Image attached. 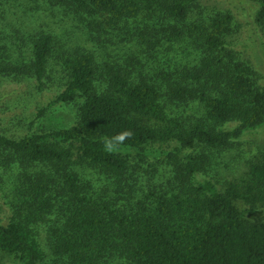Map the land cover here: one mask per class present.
<instances>
[{"label": "trees", "instance_id": "obj_1", "mask_svg": "<svg viewBox=\"0 0 264 264\" xmlns=\"http://www.w3.org/2000/svg\"><path fill=\"white\" fill-rule=\"evenodd\" d=\"M43 1L76 16L95 44L131 35L155 61L153 50L184 45L192 59L152 76L90 50L63 54L65 81L46 109L82 98L77 123L19 139L0 134V182L14 198L11 217L0 219V252L19 264H264V151L242 180L220 188L207 176L215 151L264 127V85L228 40L234 15L195 20L198 0ZM248 1L264 30V0ZM58 48L54 35H35L27 59L0 58V75L32 78L43 90ZM192 101L201 118L169 114L172 103ZM231 122L238 126L224 129ZM125 130L130 138L113 139ZM160 161L171 166L174 188L135 196L100 191L84 171L117 185L131 174L137 184L136 169Z\"/></svg>", "mask_w": 264, "mask_h": 264}, {"label": "rangeland", "instance_id": "obj_2", "mask_svg": "<svg viewBox=\"0 0 264 264\" xmlns=\"http://www.w3.org/2000/svg\"><path fill=\"white\" fill-rule=\"evenodd\" d=\"M196 6L197 9L192 15L195 20L205 19L219 12H231L234 15L233 33L228 39L230 45L239 53L242 61L254 68L260 85H264V30L256 20L258 5L248 0H198ZM0 17V58L27 59L30 41L40 33L54 35L59 47L51 62L52 67L55 66L58 71L49 70L43 90L38 88V83L32 78L19 77L11 80L0 75V134L9 138L19 139L31 134L67 129L77 123L80 106L84 101L82 98L75 103L46 109L63 87L65 79L60 73L62 69L58 62L71 49L93 51L102 61L111 64L116 61L117 64L127 66L128 62H132V68L152 76L157 68L167 64L186 65L192 59L189 52H184V45L171 48L170 51L168 47L157 48L156 52L153 50L152 53L158 56L155 61L147 54V46L144 49V45L138 47L136 41H129L131 35H120L114 40L100 35L105 41L96 42V45L76 16L60 5L54 6L43 0H4ZM169 114L178 116L185 122H192L203 116V110L197 101L172 103ZM237 126V122H231L224 129L232 130ZM263 151L264 127L246 134L229 150L215 151L214 166L207 176L220 188L226 180H242L248 173L250 163L259 158ZM84 171L88 179L95 180L98 185L96 189H107L110 194L124 191L135 196L143 192L141 188L145 191L174 188L173 171L165 161L156 162L154 166L143 169L137 168V173L141 172L140 179L135 175L139 180L137 184L131 174L126 176L123 183L117 185L96 169ZM8 190L7 183L0 186V219L4 222L11 217V204L14 199ZM46 230L47 227H41L44 235ZM0 264L19 263L14 255L0 252ZM105 264L118 263L113 260Z\"/></svg>", "mask_w": 264, "mask_h": 264}, {"label": "clouds", "instance_id": "obj_3", "mask_svg": "<svg viewBox=\"0 0 264 264\" xmlns=\"http://www.w3.org/2000/svg\"><path fill=\"white\" fill-rule=\"evenodd\" d=\"M132 132L131 130H125L121 133H119L116 137H114L113 139L117 142H123L125 139H128L132 136ZM105 148L108 151H112L114 148L113 142L111 140H106L105 141Z\"/></svg>", "mask_w": 264, "mask_h": 264}]
</instances>
